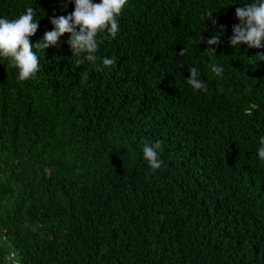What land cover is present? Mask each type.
Wrapping results in <instances>:
<instances>
[{
	"label": "trees",
	"instance_id": "1",
	"mask_svg": "<svg viewBox=\"0 0 264 264\" xmlns=\"http://www.w3.org/2000/svg\"><path fill=\"white\" fill-rule=\"evenodd\" d=\"M247 2L129 0L96 64L77 67L65 34L34 49L36 79L0 58V264H264V48L230 45ZM29 6L31 44L75 8L0 0V18ZM156 141L153 171L142 150Z\"/></svg>",
	"mask_w": 264,
	"mask_h": 264
},
{
	"label": "clouds",
	"instance_id": "2",
	"mask_svg": "<svg viewBox=\"0 0 264 264\" xmlns=\"http://www.w3.org/2000/svg\"><path fill=\"white\" fill-rule=\"evenodd\" d=\"M75 5L74 11L67 16H53L50 23L53 25L51 31H45L44 37L35 44H31L29 38L33 37L38 28L39 21L35 20L37 15L35 7H27L26 11L18 18H0V58H6L9 66L17 69L19 81L36 79L39 72V57L36 50L45 52L50 47L57 46L61 37L69 35L67 44L69 45L72 57H76L77 67L86 62L96 64L100 44L98 39L101 34H107L111 39H115L119 27V16L122 10L128 5L129 0H100V3H93V0H67ZM67 5H65V8ZM235 16L239 21L233 26V35L230 38V45L237 49L240 45H247L250 49L264 48V0H251L245 3L244 7H237ZM212 19L213 12L207 11L202 16ZM216 21H213L215 25ZM223 32V27H221ZM203 38H201V42ZM220 36L214 34L207 40L208 48L205 53L215 54L214 45H219ZM186 49L179 52V56H184ZM258 62L264 61V53L254 56ZM111 58L102 60L103 68L114 65ZM211 71L216 76L222 77L224 69L218 66L215 61L210 65ZM102 67L97 65V70L102 71ZM190 78L187 84L194 91H207V84L200 78V72L196 67L189 70ZM162 142H147L143 146V158L147 161L153 171L162 167L163 161L160 159ZM258 156L264 161V137L260 139Z\"/></svg>",
	"mask_w": 264,
	"mask_h": 264
}]
</instances>
